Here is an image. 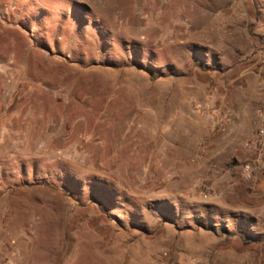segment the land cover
Masks as SVG:
<instances>
[{
    "label": "rangeland",
    "instance_id": "374dc122",
    "mask_svg": "<svg viewBox=\"0 0 264 264\" xmlns=\"http://www.w3.org/2000/svg\"><path fill=\"white\" fill-rule=\"evenodd\" d=\"M0 264H264V0H0Z\"/></svg>",
    "mask_w": 264,
    "mask_h": 264
},
{
    "label": "built area",
    "instance_id": "2783aa9c",
    "mask_svg": "<svg viewBox=\"0 0 264 264\" xmlns=\"http://www.w3.org/2000/svg\"><path fill=\"white\" fill-rule=\"evenodd\" d=\"M254 166L252 165H246L243 169V173L246 179H251L253 172H254Z\"/></svg>",
    "mask_w": 264,
    "mask_h": 264
},
{
    "label": "trees",
    "instance_id": "16d2710c",
    "mask_svg": "<svg viewBox=\"0 0 264 264\" xmlns=\"http://www.w3.org/2000/svg\"><path fill=\"white\" fill-rule=\"evenodd\" d=\"M221 230H222V228H221ZM231 235H234V233H232ZM231 235H230V236H231ZM227 237H229L228 234H227ZM240 238H241L245 243H251V242L254 241V239H252V238H246V237H244V236H242V235H240Z\"/></svg>",
    "mask_w": 264,
    "mask_h": 264
}]
</instances>
